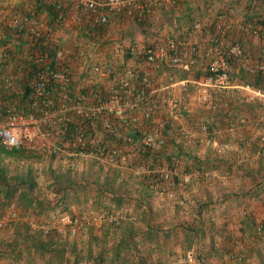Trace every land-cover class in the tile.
<instances>
[{
  "label": "crops",
  "instance_id": "obj_1",
  "mask_svg": "<svg viewBox=\"0 0 264 264\" xmlns=\"http://www.w3.org/2000/svg\"><path fill=\"white\" fill-rule=\"evenodd\" d=\"M174 1H159L146 21L110 14L104 31L101 33V28L95 33L91 32L88 16L74 10H67L62 21L53 22L46 5L43 3L45 6H42L39 0H0L2 47L6 44L15 46L20 38V34L9 26L11 15L17 12L31 14L46 27L56 28L54 40L60 46L79 48L77 46L80 45L87 49L88 57L93 61L91 53L101 51L119 71L127 68L148 71L154 77L162 98H180L188 107L187 111L180 113V124L189 132L190 139H181L176 133L167 131L166 157L137 152L134 161L139 165L155 166L167 158L193 174L192 183L174 195L170 189L156 185L154 177L137 176L130 168H111L84 160L72 161L69 165L66 161L37 152L36 157L23 158L22 161L5 159L4 162H12L15 168L6 169V182L0 177V183L17 184L24 179L35 182L36 186L33 192L30 188L18 189L10 197L0 191V215L18 214L16 221L0 230V264H74L78 255L85 258L79 264H200L197 257L192 263L185 256L191 252L184 249L188 246L186 234L190 229L199 233L193 248H201L205 253L213 247L221 250L227 247L226 240L238 228L247 238L254 232V226L259 222L264 224V156L257 157L261 146L258 122L264 116V107L247 100L246 91L240 88L245 83L239 67L233 68V88L219 94L223 95L228 107L214 112L203 105L200 98L199 80L204 74L200 64L191 71L167 64L161 72H155L131 58L123 59L132 43H155L167 37H176L186 45L199 44L204 54L212 45L205 32L215 30L214 21L220 13L227 14L234 29L240 30L246 25L244 23L259 25V21L264 19V0ZM40 9L41 14L38 12ZM198 22L204 30L190 38L187 31ZM245 35L240 31L232 34L235 40H242L254 61H264V35ZM18 57L21 58L7 59L6 73L22 72L18 68L23 64V57ZM113 57L120 58L114 61ZM78 64L80 67L74 74L81 85L89 86V81L85 82L87 71L81 66L84 62L79 61ZM198 73H201L200 77ZM171 78L178 81L172 87ZM180 82H187V91L178 84ZM165 115L168 116L164 110L156 114L158 119ZM241 116L246 117L248 123L234 128L233 123ZM204 124L215 131L214 136L227 147L225 150H214L204 142L205 135L201 133ZM127 129L131 134L139 135L137 127L129 126ZM249 154L252 158L247 157ZM0 155L9 156L6 153ZM26 161L34 170L28 167L24 171L21 163ZM20 164L23 171H19ZM243 209L250 210L251 217L247 220ZM103 211L121 216L122 227H110L109 223L102 226L99 222L77 237H71L62 221L63 214L97 215ZM45 225L53 229L54 240L58 242L56 250L66 249L62 257L57 251L41 255L36 252L32 241L25 240L24 235L29 230L48 241L49 237L42 229ZM247 241L250 248L257 246L256 241L252 243L249 238ZM117 244L132 247L138 244L139 249L131 250L125 246L121 248L123 253H119L113 247ZM205 255L202 263L210 264L207 261L210 256ZM214 260V264L226 261L223 257Z\"/></svg>",
  "mask_w": 264,
  "mask_h": 264
},
{
  "label": "built area",
  "instance_id": "obj_2",
  "mask_svg": "<svg viewBox=\"0 0 264 264\" xmlns=\"http://www.w3.org/2000/svg\"><path fill=\"white\" fill-rule=\"evenodd\" d=\"M163 0H52L58 10L68 8L88 16L89 26L94 29L109 23V15L142 18L154 13L156 5ZM175 3L174 0H170ZM2 9L0 8V12ZM226 13L214 21V28L207 30L212 45L201 53L199 44H187L176 37H167L155 43H132L127 53L147 69L161 72L170 64L176 69L191 71L200 64L204 70L200 84V98L210 110L218 112L228 103L223 94L233 88V64L250 75L264 73V61H254L243 43L232 35V23ZM232 25V26H231ZM9 26L15 30H27L35 36L55 39L54 30L39 19L23 12L11 15ZM201 23L193 24L187 31L190 38L203 31ZM252 37L264 35V28L252 23L240 28ZM230 33V35H229ZM84 48L60 46L53 61L49 53L37 55L32 60L42 63L44 69L36 73L27 111L18 110L6 100L5 95L16 92L22 84V72L8 74L5 64L8 58L5 49L0 50V144L8 152L29 150L45 153L72 164V161H92L111 168H130L137 176H152L157 185L180 194L192 183L193 174L164 158L154 165H139L134 161L135 153L164 155L168 140L167 131L176 133L181 139H190L189 132L180 124V113L187 105L178 97L160 96L152 74L135 69L119 71L116 66L101 58L93 61ZM83 61L90 85H81L74 74ZM120 72V73H119ZM87 78V81H88ZM178 81L170 79V87ZM23 83V82H22ZM187 91V82L178 83ZM246 91L251 104L264 107V90L250 83L240 87ZM167 90V89H166ZM167 111L168 116L158 119L156 114ZM248 123L246 117H238L233 127ZM129 126L139 129V135L130 133ZM261 147L257 157L264 155V116L258 122ZM201 133L204 142L214 150L227 147L214 135L215 131L204 124ZM247 157L252 158L249 154ZM18 219L13 212L9 217L0 215V230ZM119 217L106 212L97 215L63 214L62 221L71 237H77L99 222L116 224ZM49 236L53 229L43 226ZM263 226L259 227L261 231ZM189 262H195L194 252L188 254ZM196 258V259H195ZM225 260H243L235 252H227ZM200 264L205 262L197 259Z\"/></svg>",
  "mask_w": 264,
  "mask_h": 264
},
{
  "label": "trees",
  "instance_id": "obj_3",
  "mask_svg": "<svg viewBox=\"0 0 264 264\" xmlns=\"http://www.w3.org/2000/svg\"><path fill=\"white\" fill-rule=\"evenodd\" d=\"M39 1H40V3H42V6L46 5L45 9H47L46 11L49 12V15H50L53 22L62 21L64 19V17L66 16L67 10H69L68 8H65L63 10H58L55 7L52 0H39ZM40 8H42V7H40ZM38 12L41 14V9L38 10ZM35 14L37 15V13H35ZM147 17H149V16H147ZM147 17H142V18H137V19H139L141 21L142 20L146 21V20H148ZM52 24L53 23L51 22V26H54ZM244 24L247 25L250 23H244ZM106 26L96 27V28L92 29L93 31H91V32L97 33V32H99V30L101 28H103L102 30H100L102 33L104 31V29L106 28ZM259 26L264 28V19L259 21ZM14 31L17 34H20V38H18V40H16L17 44H15V46L11 47V45L3 42V44L4 45L6 44V45L4 47H2V44H0V47H1L0 50L5 49V52L8 55L7 59H12V58L13 59H16V58L19 59L21 57H18V56L22 55V57H23L22 63L23 64H21V66L18 68V69H22L23 76H22L21 81H20L22 86L16 92H14L13 94H10V96H8V99H6V100H8L9 103L14 105L18 110L27 111L28 103L30 101V98L32 95V90L34 87L33 82H34V79L36 77V73L39 70L41 71L44 69L42 63H38L37 61L32 60V58L37 57V55H40V54L43 55V54L49 53V58L52 59L53 61H55L54 60L55 51L60 47V45L57 43V41L53 40L52 38H48L46 36L42 37L41 35L35 36V35H32V33H30L27 30H14ZM238 31L243 33V31H241V30L232 28L231 35L234 34V32L237 33ZM229 35H230V33H229ZM239 42H242V40H239ZM247 52H248V50H247ZM127 56L129 57L128 53H127ZM238 66H239V63L235 62L233 64L232 68L238 67ZM233 72H232V74H233ZM140 73H142V72H140ZM240 75H241L242 79L244 80V83H250V84L254 85L255 87H258V88H261L262 90H264V73H256L254 75H250L249 73L245 72V70L240 69ZM197 76L200 77L201 73H198ZM0 153H6L7 155L12 156V157H19V158L21 157V158H29V159L37 156V154L34 151H29V150L7 152L1 146V144H0ZM0 174H1L0 177H2V181L6 182V180H5L6 179L5 178L6 168L3 167L2 162H0ZM35 186H36L35 182L32 183V182H28V181L23 179V180H19L17 182V184L0 183V191H1V193H2V191L4 193H7V197H10L18 189L21 190L24 188L25 189L30 188V190L33 192V190L35 189ZM104 212L112 214V215H116L120 219L119 222L116 224H110L109 223L110 227H116V228L122 227L123 218H121V216L117 215V213H111L108 211H104ZM105 223H107V222H102V226ZM51 234L49 236H47L49 238H48V241H46V240L41 239L42 236L39 238L36 235H33V233L28 230V233H26L24 235L26 239L25 238L24 239L25 240L28 239L29 241H32V243L34 244V246L36 248V252L40 253L41 255H44V253H46L48 251H52L53 253H54V251H57L56 247L58 245L57 244L58 242L54 240V236H53V234L52 235ZM41 235H42V233H41ZM186 236H187L186 240L188 242V246H185L184 249L188 250V251L190 250L191 252H194V255L197 257V259H204L205 258L204 256H206L205 254H208L209 256L218 255V257H220V258L223 257V259H224V256L222 255L223 250L219 251V249L216 247L210 248L209 251L205 252V253H204L203 249H201V248H195V249L193 248L194 247L193 244H195L194 242L199 239V233L198 232L192 231L190 229V231L187 232ZM133 241H135V240H133ZM66 242H68V241H66ZM125 246H127V245H123V244H117L116 246L113 245L114 250L119 252V253L120 252L123 253L121 248H124ZM133 246L134 247L127 246V248H129L131 250L133 248L139 249L138 244H135ZM233 247H235L234 243L232 245L228 246V248L226 249V253L231 252V251L233 252V250H232ZM65 250L66 249L58 250L57 254H59V256L62 257L64 255ZM187 253L185 255L186 257L188 256ZM58 259H60V257ZM84 259L85 258L83 256L78 255V257L75 259L76 261H74V264H79V262L83 261ZM84 263H85V261H84ZM223 263H221V264H223ZM85 264H90V263H85ZM202 264H204V263H202Z\"/></svg>",
  "mask_w": 264,
  "mask_h": 264
},
{
  "label": "rangeland",
  "instance_id": "obj_4",
  "mask_svg": "<svg viewBox=\"0 0 264 264\" xmlns=\"http://www.w3.org/2000/svg\"><path fill=\"white\" fill-rule=\"evenodd\" d=\"M244 26V25H243ZM55 30H56V28H54ZM54 30V32H56ZM241 31H243V30H241ZM243 34H245V32L243 31ZM245 36H249L248 34H246ZM239 41V40H238ZM242 43V42H241ZM77 47H81L80 45H78ZM84 48V47H83ZM86 49V48H85ZM87 50V49H86ZM249 53H250V51H248ZM92 55V58L93 59H95L94 61H98L99 59H101V58H106V57H108V56H106L103 52H101V51H98V52H94V53H91ZM251 54V53H250ZM120 58V57H119ZM119 58H117V59H119ZM113 59H114V61H116L117 59H115L114 57H113ZM123 59L125 60V61H127V60H129V57L128 56H125L124 55V57H123ZM128 67V66H127ZM116 68H117V66H116ZM128 69V68H127ZM132 69H134V68H132ZM119 70V69H118ZM123 70H125V69H121L120 71L122 72ZM120 73V72H119ZM77 74H78V72H77ZM79 77V76H78ZM87 76H86V79H85V82H87ZM81 79H83V78H81ZM88 81H89V78H88ZM85 87H87L88 88V86H85ZM204 105V104H203ZM206 106V105H205ZM212 111V110H211ZM167 112V111H166ZM2 156V157H1ZM4 157V158H3ZM9 157V156H8ZM7 156H3V155H0V162H2V164H3V167H5L6 169H13V168H15V167H13L14 165H13V163L12 162H4L5 161V159L7 160H9V159H15V161H22L23 160V158L20 160L19 158H8ZM28 161H30V160H28ZM21 164H23V166H24V171H26V169L25 168H28V167H31V169L33 168L32 167V164L30 163V164H27V161L26 162H24V163H21ZM21 164L19 165V171H23V168H21ZM33 170H34V168H33ZM50 175V174H49ZM249 212H250V210H245L244 211V209L242 210V213H243V215H245L244 217H245V219L247 220L248 218H250L251 216H250V214H249ZM240 225V224H239ZM260 226H263V229L260 231L259 230V227ZM251 233H253V234H251ZM251 233H249V236H247V238H244V237H246V235H244L243 233H242V231H241V229L240 228H238L237 230H236V232L235 233H233L232 234V236L230 237V239L227 241L226 240V242H227V244H229L228 246H230V245H232L233 243H234V245H235V247H233V252H235V254L236 255H239V256H241V257H243V260H234V259H232V260H226L225 261V263H223V264H255V262H256V264H260L262 261H264V224H263V222H259L256 226H254V232H251ZM251 234V235H250ZM248 238H249V240L251 239V242L252 243H255V241H256V243H257V246H254V248H250V246H248L247 245V243H248ZM247 241V242H246ZM228 246L227 247H225L226 249L228 248ZM225 248H223V256L225 255V253H226V249ZM221 249H219V251H220ZM229 251V250H228ZM232 252V251H231ZM216 257H218V255H216V256H210V257H207V261H209V263L210 264H214L213 262L215 261L214 259L216 258ZM220 258V257H219ZM222 258V257H221ZM249 261V262H248Z\"/></svg>",
  "mask_w": 264,
  "mask_h": 264
},
{
  "label": "clouds",
  "instance_id": "obj_5",
  "mask_svg": "<svg viewBox=\"0 0 264 264\" xmlns=\"http://www.w3.org/2000/svg\"><path fill=\"white\" fill-rule=\"evenodd\" d=\"M260 147H261V146H260ZM7 152H8V151H7ZM258 153H259V151H258ZM258 153H257V154H258ZM261 156H264V155H259L258 157H261Z\"/></svg>",
  "mask_w": 264,
  "mask_h": 264
}]
</instances>
